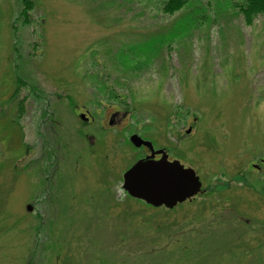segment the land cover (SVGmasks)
Returning <instances> with one entry per match:
<instances>
[{"label": "rangeland", "instance_id": "rangeland-1", "mask_svg": "<svg viewBox=\"0 0 264 264\" xmlns=\"http://www.w3.org/2000/svg\"><path fill=\"white\" fill-rule=\"evenodd\" d=\"M185 1L0 0V264H264V14ZM134 134L196 200L126 194Z\"/></svg>", "mask_w": 264, "mask_h": 264}, {"label": "water", "instance_id": "water-1", "mask_svg": "<svg viewBox=\"0 0 264 264\" xmlns=\"http://www.w3.org/2000/svg\"><path fill=\"white\" fill-rule=\"evenodd\" d=\"M130 141L136 148L145 146L153 152L151 157L138 161L124 175L123 188L131 197L157 208L173 209L201 192L202 182L195 170L186 168L179 161L169 162L167 155L155 161L152 143L138 135H133ZM28 211H33V207L28 206Z\"/></svg>", "mask_w": 264, "mask_h": 264}, {"label": "trees", "instance_id": "trees-1", "mask_svg": "<svg viewBox=\"0 0 264 264\" xmlns=\"http://www.w3.org/2000/svg\"><path fill=\"white\" fill-rule=\"evenodd\" d=\"M185 5V0H168L164 11L166 14L172 15L182 10ZM240 10L245 18V22L248 25H252L258 16L264 14V0H245V4Z\"/></svg>", "mask_w": 264, "mask_h": 264}, {"label": "flooded vegetation", "instance_id": "flooded-vegetation-1", "mask_svg": "<svg viewBox=\"0 0 264 264\" xmlns=\"http://www.w3.org/2000/svg\"><path fill=\"white\" fill-rule=\"evenodd\" d=\"M82 114H84V113H82ZM91 120L92 119H89V121L88 122H91ZM112 125V124H111ZM104 143V141H102V144ZM141 149H143L144 150V152H146V155H145V157H149L150 155H151V152L147 149V148H145V147H143V148H141ZM156 150V149H155ZM156 151H160V150H156ZM164 152L168 155V158H169V160L170 161H174V160H177V159H172L171 157H170V155L164 150ZM144 157V158H145ZM162 158V155H156L155 156V160L156 161H158V160H160ZM141 159H143V158H141ZM140 160V159H139ZM262 164H264V160H262ZM253 165H255V166H257L258 167V169H256V170H260L261 168H260V166L259 165H256V164H253ZM254 169V168H253Z\"/></svg>", "mask_w": 264, "mask_h": 264}]
</instances>
